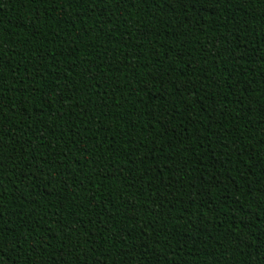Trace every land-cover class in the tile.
Masks as SVG:
<instances>
[{
	"label": "trees",
	"instance_id": "16d2710c",
	"mask_svg": "<svg viewBox=\"0 0 264 264\" xmlns=\"http://www.w3.org/2000/svg\"><path fill=\"white\" fill-rule=\"evenodd\" d=\"M0 264H264V0H0Z\"/></svg>",
	"mask_w": 264,
	"mask_h": 264
}]
</instances>
